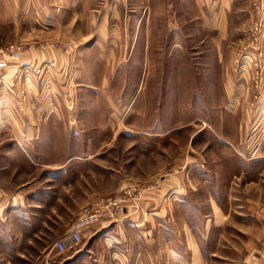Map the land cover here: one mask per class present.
Returning a JSON list of instances; mask_svg holds the SVG:
<instances>
[{
    "label": "rangeland",
    "instance_id": "1",
    "mask_svg": "<svg viewBox=\"0 0 264 264\" xmlns=\"http://www.w3.org/2000/svg\"><path fill=\"white\" fill-rule=\"evenodd\" d=\"M0 264H264V0H0Z\"/></svg>",
    "mask_w": 264,
    "mask_h": 264
},
{
    "label": "built area",
    "instance_id": "2",
    "mask_svg": "<svg viewBox=\"0 0 264 264\" xmlns=\"http://www.w3.org/2000/svg\"><path fill=\"white\" fill-rule=\"evenodd\" d=\"M36 72L41 73L42 67H37ZM121 201H123L121 196H114L102 201H93L86 205L73 222L71 230L63 238L57 240L54 246L59 252H64L71 245L80 242L82 240V230L103 217L117 215L118 211L122 209Z\"/></svg>",
    "mask_w": 264,
    "mask_h": 264
},
{
    "label": "crops",
    "instance_id": "3",
    "mask_svg": "<svg viewBox=\"0 0 264 264\" xmlns=\"http://www.w3.org/2000/svg\"><path fill=\"white\" fill-rule=\"evenodd\" d=\"M32 78H33V76H32ZM45 80V79H44ZM46 81H49L48 79L46 80ZM44 85V87L46 88V90H47V85L46 84H43ZM46 85V86H45ZM42 93H45V90L42 88ZM35 98H36V96H35ZM37 98H39V96H37ZM45 99V96L44 95H41V97H40V99ZM40 101V100H39ZM29 110V109H28ZM28 114V113H27ZM30 119H31V117H30ZM29 123V122H28ZM39 123V122H38ZM37 121L36 122H32V123H30V125L29 126H27L25 129H33V128H36V126H37ZM32 124H34V125H36V126H33L32 127ZM42 125H43V123H42ZM26 139V141H24V139H21V141L19 140V142L20 143H22V141H24V142H28V143H30L31 142V139H29V138H25ZM32 140H34V139H32ZM35 141H37V139L35 140ZM43 141V139H41V138H39L38 139V141L37 142H42Z\"/></svg>",
    "mask_w": 264,
    "mask_h": 264
}]
</instances>
